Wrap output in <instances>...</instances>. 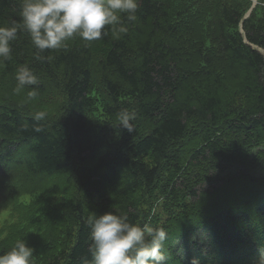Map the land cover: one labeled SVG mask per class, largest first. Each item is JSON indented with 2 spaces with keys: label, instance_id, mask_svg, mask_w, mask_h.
Listing matches in <instances>:
<instances>
[{
  "label": "trees",
  "instance_id": "trees-1",
  "mask_svg": "<svg viewBox=\"0 0 264 264\" xmlns=\"http://www.w3.org/2000/svg\"><path fill=\"white\" fill-rule=\"evenodd\" d=\"M21 0H0V26ZM139 0L129 31L0 61V254L81 264L90 215L165 229L164 264H256L264 250V0ZM27 65L39 78L14 92ZM46 113L42 121L34 114ZM134 114L129 133L121 112ZM40 127L42 131L36 132Z\"/></svg>",
  "mask_w": 264,
  "mask_h": 264
},
{
  "label": "clouds",
  "instance_id": "clouds-1",
  "mask_svg": "<svg viewBox=\"0 0 264 264\" xmlns=\"http://www.w3.org/2000/svg\"><path fill=\"white\" fill-rule=\"evenodd\" d=\"M139 0H21L20 23L0 26V61L12 58V42L18 31L27 33L35 48V59L51 61L52 57L42 55L49 50H59L67 42L79 37L86 42L102 39L108 34V26L116 38L128 33L127 22L136 20ZM14 92L19 94L25 88L28 99H34L38 92L34 86L39 84L37 75L27 66L18 67ZM46 113L34 114L36 121H42ZM134 114L121 112L119 126L129 133ZM36 132L42 131L40 127ZM90 229L91 243L87 252L91 259H82L81 264H164L165 242L168 234L163 227L131 222L127 216L104 211L90 215L85 221ZM34 247L27 240L17 239L13 246L0 254V264H33ZM264 264V250L256 261Z\"/></svg>",
  "mask_w": 264,
  "mask_h": 264
},
{
  "label": "rangeland",
  "instance_id": "rangeland-1",
  "mask_svg": "<svg viewBox=\"0 0 264 264\" xmlns=\"http://www.w3.org/2000/svg\"><path fill=\"white\" fill-rule=\"evenodd\" d=\"M10 208L9 206H0V221L10 220Z\"/></svg>",
  "mask_w": 264,
  "mask_h": 264
}]
</instances>
